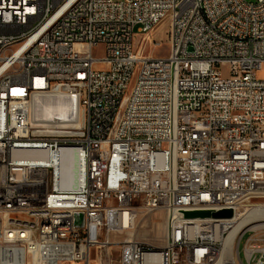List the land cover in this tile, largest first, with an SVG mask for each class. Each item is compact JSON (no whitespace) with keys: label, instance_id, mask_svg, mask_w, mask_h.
I'll use <instances>...</instances> for the list:
<instances>
[{"label":"built area","instance_id":"built-area-1","mask_svg":"<svg viewBox=\"0 0 264 264\" xmlns=\"http://www.w3.org/2000/svg\"><path fill=\"white\" fill-rule=\"evenodd\" d=\"M162 24L169 54L153 58ZM262 73L264 0H0V264H91L113 246L118 264H264ZM59 90L68 125L32 127L34 93Z\"/></svg>","mask_w":264,"mask_h":264},{"label":"bare ground","instance_id":"bare-ground-1","mask_svg":"<svg viewBox=\"0 0 264 264\" xmlns=\"http://www.w3.org/2000/svg\"><path fill=\"white\" fill-rule=\"evenodd\" d=\"M133 79H146L149 75V65L146 61H133L131 66ZM65 104V106L63 105ZM135 96L132 91H125L123 105H134ZM74 109V100H69V92L59 90V93H50L48 97L41 98V93H34V101L30 108L29 120L32 127H43L51 132V127H66L68 124L66 110ZM69 154V155H68ZM41 161H49L45 155H37ZM29 157H34L30 155ZM35 158V157H34ZM61 164L59 182L62 190H71L78 181V165L76 156L70 152L60 153ZM139 236H146V228H139ZM78 237H86V228H78ZM129 242H136V235H129ZM62 264H74V261H62Z\"/></svg>","mask_w":264,"mask_h":264},{"label":"rangeland","instance_id":"rangeland-1","mask_svg":"<svg viewBox=\"0 0 264 264\" xmlns=\"http://www.w3.org/2000/svg\"><path fill=\"white\" fill-rule=\"evenodd\" d=\"M167 31H168L167 24H162L153 31L152 35L154 39L161 41L162 44L159 47H154L151 44H149V46L146 47V51H145L146 54L152 56L153 58L166 57L169 54L170 47L168 43ZM138 41H139V37H136L134 40V47L137 46ZM101 48L102 47L99 46L94 50V55L97 58L102 57ZM260 76L264 77V73H262ZM151 221L155 225L158 224L156 227L158 228L159 224L162 221V217L161 215L158 214L156 215V217H153ZM119 254H120V249L117 246L109 247L107 249H102V250H96V252H94L92 256L91 264H118Z\"/></svg>","mask_w":264,"mask_h":264},{"label":"water","instance_id":"water-1","mask_svg":"<svg viewBox=\"0 0 264 264\" xmlns=\"http://www.w3.org/2000/svg\"><path fill=\"white\" fill-rule=\"evenodd\" d=\"M215 217V218H228L232 216L231 211H221L219 213L211 214L208 212H190L185 214V218H207V217ZM83 216L81 214L76 215V224L81 225Z\"/></svg>","mask_w":264,"mask_h":264}]
</instances>
